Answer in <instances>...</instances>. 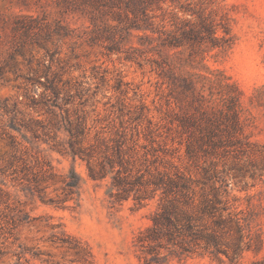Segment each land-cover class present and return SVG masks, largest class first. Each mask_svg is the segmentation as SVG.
I'll return each instance as SVG.
<instances>
[{"label": "rangeland", "instance_id": "obj_1", "mask_svg": "<svg viewBox=\"0 0 264 264\" xmlns=\"http://www.w3.org/2000/svg\"><path fill=\"white\" fill-rule=\"evenodd\" d=\"M202 1L226 15L231 47L168 48L162 69L149 59L164 61L157 54L127 59L65 35L56 0H0V264H146L136 237L155 204L113 202L107 181L90 178L87 162L72 156V142L126 136L142 160L186 168L188 136L207 132L202 110L217 114L215 136H236L231 105L252 152L216 154L200 137L196 149L202 163L215 159L230 172L240 207H255L261 244L240 263L264 264V0ZM73 170L78 186L70 185ZM223 259L195 254L164 264H231Z\"/></svg>", "mask_w": 264, "mask_h": 264}, {"label": "trees", "instance_id": "obj_2", "mask_svg": "<svg viewBox=\"0 0 264 264\" xmlns=\"http://www.w3.org/2000/svg\"><path fill=\"white\" fill-rule=\"evenodd\" d=\"M60 19L57 27L65 35L103 45L109 52L124 53L127 59L143 57L146 52L162 69L168 48L187 46L193 53L232 45L226 15L215 17L213 8L202 0H56ZM170 3L174 9L164 7ZM184 15L182 17L180 15ZM71 21L65 23V17ZM32 20H37L33 18ZM30 24L27 29H33ZM40 30L45 26L39 24ZM224 34H219V30ZM33 31V30H32ZM137 37L139 45L133 44ZM230 130L236 136H215L217 114L202 110L207 129L202 136H188L187 155L191 165L180 168L161 158L142 160L126 136H96L87 146L72 142L74 158L87 162L90 178L107 181V194L113 202L133 198L142 206L155 204L151 222L139 231L136 247L146 264H164L172 258L195 254L210 255L220 261L226 256L231 264H241L246 250L258 249L261 236L255 227L256 209L238 205L239 197L230 188V172L215 159L202 163L196 144L200 137L213 151L224 147L227 154L246 155L252 142L239 136L242 126L235 106ZM78 186L80 177L73 170Z\"/></svg>", "mask_w": 264, "mask_h": 264}]
</instances>
